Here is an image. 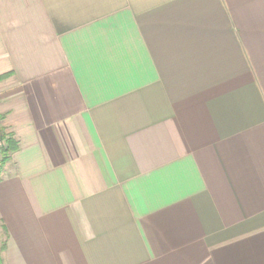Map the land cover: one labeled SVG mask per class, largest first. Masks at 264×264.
Wrapping results in <instances>:
<instances>
[{"label": "crops", "instance_id": "crops-1", "mask_svg": "<svg viewBox=\"0 0 264 264\" xmlns=\"http://www.w3.org/2000/svg\"><path fill=\"white\" fill-rule=\"evenodd\" d=\"M0 134V264H264V0H0Z\"/></svg>", "mask_w": 264, "mask_h": 264}, {"label": "trees", "instance_id": "trees-1", "mask_svg": "<svg viewBox=\"0 0 264 264\" xmlns=\"http://www.w3.org/2000/svg\"><path fill=\"white\" fill-rule=\"evenodd\" d=\"M6 142H7V147L2 151V154H1L0 170H1L3 163L7 160L9 153L16 149V144L10 137L6 138Z\"/></svg>", "mask_w": 264, "mask_h": 264}, {"label": "built area", "instance_id": "built-area-1", "mask_svg": "<svg viewBox=\"0 0 264 264\" xmlns=\"http://www.w3.org/2000/svg\"><path fill=\"white\" fill-rule=\"evenodd\" d=\"M4 147H5V139H4L3 136L0 134V154L2 153Z\"/></svg>", "mask_w": 264, "mask_h": 264}]
</instances>
